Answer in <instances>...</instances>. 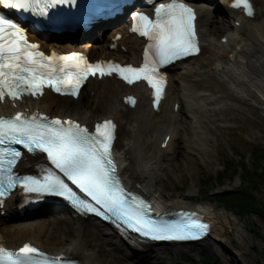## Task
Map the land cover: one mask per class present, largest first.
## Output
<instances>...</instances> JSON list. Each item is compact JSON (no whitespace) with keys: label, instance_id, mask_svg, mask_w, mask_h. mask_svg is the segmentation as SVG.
<instances>
[{"label":"snow or ice","instance_id":"snow-or-ice-1","mask_svg":"<svg viewBox=\"0 0 264 264\" xmlns=\"http://www.w3.org/2000/svg\"><path fill=\"white\" fill-rule=\"evenodd\" d=\"M76 0H0V5L21 12L47 16L60 5H74ZM253 15L251 0H234ZM153 19L136 14L133 31L149 41L143 63L134 66L115 61L91 62L81 52L46 54L38 42L31 41L21 23L0 13V102L24 97L40 98L49 89L59 95L76 97L81 85L90 77L119 76L128 84L145 80L152 88L153 106L164 94L166 78L161 66L199 55L200 40L196 12L182 0L160 3ZM135 104L134 97L125 98ZM117 140V123L105 119L94 129L79 121L52 117L39 111L17 112L0 116V198L19 188L28 196L66 197L78 213L94 215L111 222L123 235L136 233L153 241L202 240L211 225L189 212L178 221L158 220L153 206L139 194L129 191L122 181L113 148ZM28 153L43 154L51 166L41 165L44 175H21L16 167ZM78 189V190H77ZM138 242V241H137ZM0 264H77L66 257H54L26 243L19 251L0 247Z\"/></svg>","mask_w":264,"mask_h":264},{"label":"bare ground","instance_id":"bare-ground-1","mask_svg":"<svg viewBox=\"0 0 264 264\" xmlns=\"http://www.w3.org/2000/svg\"><path fill=\"white\" fill-rule=\"evenodd\" d=\"M253 1L256 17L249 19L235 16L228 6L229 0H221L220 3L225 5V16L228 19L225 20L226 24H222L218 17L212 15L214 4L199 8L202 53L198 58L173 68L175 74L169 75L165 97L157 113L152 111L144 89L140 85L132 89L140 98L137 107L129 109L123 106L119 99L128 88L112 79L89 81L86 89L89 92L94 91L92 97L83 95L81 99L79 97L77 100H72L65 97L58 98L46 92L39 100L20 102L23 108H39L53 114L58 111L72 115L84 123H92L107 117L116 119L119 127L116 152L127 184L153 200L164 211L201 208L213 222L212 235L205 244L216 250L221 257L233 254V251L235 254L238 250L234 246L233 239L227 236L225 225L211 207L188 203L181 199L167 201L163 197V179L157 167V160L160 156L171 152L169 149L161 150L159 143L162 137L169 133L171 134L169 145L173 147L175 142H179L182 132L185 135L182 144L186 142L197 150L198 154H205L204 146L207 142L205 136L210 131V124H214L218 114L226 112L227 109L234 110L233 106L226 105L227 101L247 104L249 98L255 96L257 92L264 96V70L261 68V61L264 60V0ZM236 20L239 21V25H235ZM122 29H114L112 32L116 34ZM220 32L222 35L217 37ZM123 33L127 34L125 31ZM229 34L235 36V40L229 41L226 45L222 44L221 37ZM109 42L110 36L107 33L91 41L86 40L77 48L86 51L93 58L109 56L110 52L106 47ZM122 42L126 45L127 51H118L114 55L126 62L138 61L140 42L127 37ZM42 45L47 48L55 44L44 41ZM55 46L63 50L74 47L70 43ZM232 53L234 57L230 59ZM243 61L247 62L245 68L241 66ZM214 67L217 69L213 70ZM179 97L181 104L178 113L174 114L172 105L178 102ZM184 97L187 100L185 103ZM181 114V118L176 122V117ZM183 114L184 117L190 118L191 122L197 121V125L190 128L193 132L190 141L189 135L192 132L187 131L188 126L183 120ZM188 145L180 146V150L186 152ZM30 163L32 162H23L21 166L28 168ZM35 215L38 217L30 222H27V219L21 222H13L10 218L0 219V238H5L7 244L13 248L24 242L34 241L53 253L65 251L84 264H103L98 244H103L110 250L114 249L116 243L124 245L110 228L90 218L75 216L73 213L70 217L64 213L51 216L42 212ZM71 225L75 227V238L67 247L60 250L46 244L53 236L70 233ZM186 248L188 246L175 249L177 253H187ZM128 249L130 254L144 260L160 259L167 251V247L148 249L147 246H142V250L138 247Z\"/></svg>","mask_w":264,"mask_h":264},{"label":"rangeland","instance_id":"rangeland-1","mask_svg":"<svg viewBox=\"0 0 264 264\" xmlns=\"http://www.w3.org/2000/svg\"><path fill=\"white\" fill-rule=\"evenodd\" d=\"M213 16L218 17L222 24H226L224 8L215 5ZM261 68L264 70L263 60ZM84 91L83 95L87 97V90ZM179 103L181 104L180 97ZM226 103L227 106H233L234 110L227 109L226 112L218 114L214 124H210V131L205 136L207 138L205 154H198V151L186 142L182 144L185 135L181 132L180 140L173 144L171 154L160 156L157 167L162 174L163 197L167 201L181 199L188 203L211 207L225 225L227 236L233 239L238 252L233 255V251V254L221 257L216 250L204 243L202 246L186 248L187 253H176L174 248L167 247L166 254L160 259L140 260L137 256L133 258L128 248L119 243L114 245L113 250L98 244L103 264H196L207 257L217 260L219 264H240L241 259L247 264H264V221L254 213L250 216H237L220 200L223 193L234 192L242 186V181L246 178L242 174L235 177L226 174L221 182L213 179V176L216 178V173L222 171L221 165L225 160L231 158L239 163L241 162L239 157H242L251 161V148L253 146L264 148V110L260 108L254 95L249 98L247 104L237 101ZM183 120L188 126L187 131H191V119L184 117L183 114ZM192 134L193 132L188 134L189 141L190 136L193 138ZM182 145H188L186 152L180 150ZM261 164L264 167V161ZM210 175L212 180L209 183L203 182V179ZM253 194L264 203V184L255 188ZM37 217L34 216L27 222ZM70 227L72 230L70 233L53 236L46 244L60 250L67 247L75 238V227L73 225Z\"/></svg>","mask_w":264,"mask_h":264},{"label":"trees","instance_id":"trees-1","mask_svg":"<svg viewBox=\"0 0 264 264\" xmlns=\"http://www.w3.org/2000/svg\"><path fill=\"white\" fill-rule=\"evenodd\" d=\"M252 160H244L239 157L240 161L229 158L222 164V171L217 174L218 182H221L226 174L235 177L242 174L246 179L242 181V186L234 192L227 193L221 197L225 207L237 216H250L256 214L264 221V203L257 199L253 190L259 185L264 184V167L261 162L264 161V148L253 146L250 150ZM207 176L203 182L209 183L212 179ZM252 190V191H251ZM256 231V230H255ZM196 264H219L217 260L207 257Z\"/></svg>","mask_w":264,"mask_h":264},{"label":"water","instance_id":"water-1","mask_svg":"<svg viewBox=\"0 0 264 264\" xmlns=\"http://www.w3.org/2000/svg\"><path fill=\"white\" fill-rule=\"evenodd\" d=\"M147 244V243H146ZM154 245V244H153ZM195 245H200V243H195ZM233 255H235V254H233ZM236 257H238V256H236ZM239 258V257H238ZM240 264H247L244 260H240Z\"/></svg>","mask_w":264,"mask_h":264}]
</instances>
